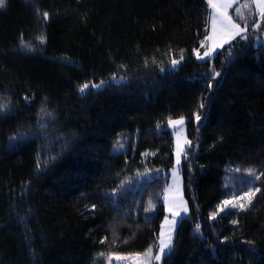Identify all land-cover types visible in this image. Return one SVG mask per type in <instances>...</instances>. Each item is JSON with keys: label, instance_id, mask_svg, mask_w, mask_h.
Masks as SVG:
<instances>
[{"label": "trees", "instance_id": "obj_1", "mask_svg": "<svg viewBox=\"0 0 264 264\" xmlns=\"http://www.w3.org/2000/svg\"><path fill=\"white\" fill-rule=\"evenodd\" d=\"M209 33L206 0H6L0 264H109L158 245L174 164L160 128L179 117L190 213L162 264H264V44L250 34L198 61ZM123 135L135 139L114 153ZM243 168L260 191L246 211L220 212Z\"/></svg>", "mask_w": 264, "mask_h": 264}, {"label": "rangeland", "instance_id": "obj_2", "mask_svg": "<svg viewBox=\"0 0 264 264\" xmlns=\"http://www.w3.org/2000/svg\"><path fill=\"white\" fill-rule=\"evenodd\" d=\"M5 2H6V0H5ZM246 3L249 4V2H246ZM241 5H243L242 0H236L235 4L233 5V8L229 9V15H231L234 20H238L237 19L238 17L236 16V13H235V9L238 7H241ZM254 8H255V6H254ZM209 11H210V9H209ZM241 11L245 12L246 14L248 13V9L241 8ZM238 22H240L241 26L243 27V22L239 21V20H238ZM254 22L259 23V25H260L259 28L256 29L255 31H253ZM247 23L249 26L248 31L243 34L244 36H246V38H244L242 40L247 41L248 39H250V34H253L252 38L254 40L255 45H260V44L263 45L264 44V17H260L259 12L255 11L251 15L247 16ZM209 35H212L211 24H210ZM236 39H238L237 42H241V41H239L241 39L240 36H237ZM236 39L232 40L230 43L224 44L223 47L216 48V50L212 53V55L210 57H205L203 60H201V59H197V60L202 61V62L210 60L217 53H219L221 50H223L224 47L231 45ZM214 43H216V38H214L212 40H206L205 39V41H204L205 47H202L200 50H198L200 55H203L204 51L207 50L208 48H211L214 45ZM25 44L29 45L31 50H33L36 48L37 45H39V40H37L34 43H30V44L25 43ZM22 47H24V46H22ZM196 58H197V55H196ZM183 118H184V124L182 126H178L177 128H174V127L169 126V123L167 121V123L164 124L160 128V130H163V129L169 130L170 134L172 135V137L174 139V164H173L172 168H170L169 170L163 171V173L165 175H167V177H168V183L164 189L162 201L166 207L165 218L167 217L168 220H172V218H173L172 212L169 210V208L173 204V201H176V202L182 201L183 207L187 208V212L185 213L183 211V207L177 209L180 212V215L175 217L176 223L174 225H169V224L165 223V219H164V222L162 224L163 231L165 233H167L169 228L170 227L172 228L171 248L166 250V254L163 255L159 261H156L153 258L152 260L149 261V264H162L163 263L165 256L167 254H169L173 249L174 240H175V237L177 234V229H178V226H179L181 220H183L184 218H187L189 216V213H190L189 204H188L187 198L185 196V186H184V181H183V176H182L183 159H185V157L187 155V148H188V146H190L189 144L185 143V141H190V139L188 136L189 126L187 123V119L185 117H183ZM173 119H178V118H173ZM179 127L183 128V131L180 133L179 141L184 146V153L180 155V162H179V164H177V139L178 138H177L176 133H177ZM134 139H135L134 136L132 138L131 136L123 135L117 141V143L114 145L113 152L114 153L125 152L131 146V143L134 141ZM247 169H250V168H243V171L236 173L232 179V183H234L235 188H236L235 192L240 189V194L233 197L235 194V192H234L231 195V197H229L228 199H225V200H231L233 203H235L237 205H239L240 203H243L245 205L244 209L241 210L238 206L235 208L232 207L231 205L225 206L223 203L219 208L220 212H222L224 209H228V210L229 209L230 210L239 209L241 211H246L247 208L252 204L257 193L254 197H252L251 204H248L247 199L240 200L239 198L245 196V193H247L248 191L259 188L261 178H260L259 173L255 170H254L255 175H249L247 172ZM174 170H176L175 174H174ZM155 175H157L156 172H148V173H145L144 175H142V178H149V177H153ZM257 176L259 177V179L256 178ZM166 190H167V192H166ZM165 195L168 196L167 202L164 199ZM221 207H223L222 211H221ZM165 238H167V237L165 236ZM152 249H153V257H154L155 254L158 252L159 243H158V245L152 247ZM143 259H145L143 257V254H141V255H138V254H116V255H110L108 263L109 264H138V261L143 260Z\"/></svg>", "mask_w": 264, "mask_h": 264}, {"label": "snow or ice", "instance_id": "obj_3", "mask_svg": "<svg viewBox=\"0 0 264 264\" xmlns=\"http://www.w3.org/2000/svg\"><path fill=\"white\" fill-rule=\"evenodd\" d=\"M236 0H206V3L208 5L209 11V22L211 24L212 28V35H207L206 40H212L216 38V43L211 48H208L204 51L203 55H200V53L197 51V59L203 60L205 57H210L212 53L216 50V48L223 47L224 44L230 43L232 40L236 39L237 36H240L241 39L246 38L243 34L248 31V23H247V16L251 15L255 11L259 12L260 17H264V0H251V4L245 3L241 5V7H238L235 9L236 16L238 17L239 21H243V27L241 26V23L238 22V20H234L231 15H229V9L233 8V5L235 4ZM5 4V0H0V7H3ZM252 5H255L256 7L253 8ZM241 8L248 9V13L241 11ZM49 17V14L47 12L43 13V20H47ZM259 23L254 22L253 24V31L259 28ZM40 43H44V37L41 35L37 38ZM26 48H29L31 50L30 46L25 44L23 45ZM201 47H205L204 42H201ZM180 59H183V56H180ZM180 60L178 59H172L171 64L173 68H175L179 64ZM220 75L219 72H214V75L210 79H215V77H218ZM115 79V77H113ZM100 85H93V87H99ZM89 87L88 84H84L80 86L79 91L81 93H84L85 90ZM211 87V85H209ZM200 107L203 108L204 104L201 103ZM3 108L0 107V111H2ZM200 115H196V120H200ZM169 126L177 128L178 126H182L184 124V118L180 117L178 119H172L169 118L168 120ZM183 131L182 127H179L176 135H177V164L180 162V155L184 153V146L180 143L179 137L180 133ZM187 144H191L190 141H185ZM174 170V174H175ZM235 171H239V169H235ZM247 172L249 175H255V172L253 169H247ZM259 179V177H256ZM260 191L259 188L253 189L245 193V196L240 197V200L247 199L248 204H251L252 197L256 195V193ZM167 192V190H166ZM165 201H168V196L165 195L164 197ZM224 205H231L232 207H239L241 210L244 209L245 205L243 203H240L239 205L233 203L231 200H225ZM183 207V202H176L173 201L172 206L169 208V210L172 212V220H168V218H165V223L169 225H174L176 223L175 217L180 215V212L177 210L179 208ZM152 208V203L149 201L148 208L145 209V211H148ZM223 210V207H221V211ZM183 211L186 213L187 208L183 207ZM216 214H213V219H215ZM235 223V221L233 222ZM199 230V225H197V231ZM172 228L170 227L168 232L165 233L163 231V226L161 230V235L159 238V249L158 252L153 257V249L149 248L146 252L143 253V257L145 259L138 261V264H149V261L153 258L156 261H159L163 255L166 254V250L171 248L172 244ZM165 236L167 238H165ZM139 255V254H138Z\"/></svg>", "mask_w": 264, "mask_h": 264}, {"label": "crops", "instance_id": "obj_4", "mask_svg": "<svg viewBox=\"0 0 264 264\" xmlns=\"http://www.w3.org/2000/svg\"><path fill=\"white\" fill-rule=\"evenodd\" d=\"M250 2H251V0H250ZM253 6H255V5H253ZM256 7V6H255Z\"/></svg>", "mask_w": 264, "mask_h": 264}]
</instances>
